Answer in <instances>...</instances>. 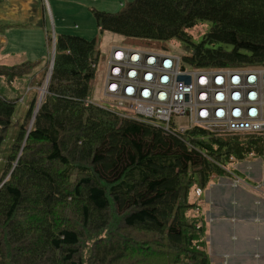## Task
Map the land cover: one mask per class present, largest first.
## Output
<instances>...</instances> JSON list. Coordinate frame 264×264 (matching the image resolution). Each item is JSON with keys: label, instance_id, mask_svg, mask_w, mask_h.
Returning a JSON list of instances; mask_svg holds the SVG:
<instances>
[{"label": "trees", "instance_id": "16d2710c", "mask_svg": "<svg viewBox=\"0 0 264 264\" xmlns=\"http://www.w3.org/2000/svg\"><path fill=\"white\" fill-rule=\"evenodd\" d=\"M91 12L99 31L134 47L180 40L189 68L264 66V0H129ZM203 20L194 43L186 28ZM45 34L46 82L48 57L0 62V264H209L195 189L236 172L230 157L260 154L264 132L164 129L99 107L94 39Z\"/></svg>", "mask_w": 264, "mask_h": 264}, {"label": "built area", "instance_id": "2783aa9c", "mask_svg": "<svg viewBox=\"0 0 264 264\" xmlns=\"http://www.w3.org/2000/svg\"><path fill=\"white\" fill-rule=\"evenodd\" d=\"M181 62L180 55L164 50L112 44L101 72V94L122 109L118 115L159 120L164 129L196 124L212 131L264 132V66L187 68ZM180 117L185 125L175 121ZM223 175L234 186L264 195L262 181L232 171ZM190 210L196 214L197 207Z\"/></svg>", "mask_w": 264, "mask_h": 264}, {"label": "crops", "instance_id": "0c3cea01", "mask_svg": "<svg viewBox=\"0 0 264 264\" xmlns=\"http://www.w3.org/2000/svg\"><path fill=\"white\" fill-rule=\"evenodd\" d=\"M38 12H41L43 19L41 18V23L33 26L34 29H29L22 24L5 23V27L13 25L14 27L9 28H13L19 37L25 39L30 54L28 56L26 50L21 49L22 45L18 50L10 52L8 45L4 44V38L0 37L1 63L12 65V62H6L10 59V56L17 57V62L13 64L35 60H40L43 63L49 57L44 45L47 30L43 31V29L47 23L42 5H39ZM35 35H37L38 40H41V44L38 43L40 47L37 48L30 41L31 38H35ZM239 162L243 164L235 168L236 172L242 177L252 182L264 181L261 179V177H264L263 156L259 159L246 156L239 159ZM251 164L254 169L249 170L248 166H251ZM219 178L221 182L218 181ZM224 184L236 188L238 194L242 197L240 196V199H238V196L237 198L231 197L228 191L230 187ZM213 191L218 192L215 197L212 195ZM227 192H229L228 195ZM202 193L204 194L203 200L199 198ZM230 197L236 200L235 203L232 202ZM198 198L202 200L205 209L202 248L208 256L209 264H264V195L256 190L234 186L230 183L227 175H222L201 188ZM255 199L258 200L257 203H254ZM209 221L211 223H208ZM240 227L241 231L239 232Z\"/></svg>", "mask_w": 264, "mask_h": 264}, {"label": "rangeland", "instance_id": "374dc122", "mask_svg": "<svg viewBox=\"0 0 264 264\" xmlns=\"http://www.w3.org/2000/svg\"><path fill=\"white\" fill-rule=\"evenodd\" d=\"M128 1L129 0H2V3L0 4V24H22L23 26H27L29 29H34L33 26L41 23L43 19L41 16V12H38L39 5H42L47 23L43 31L47 30L48 36L50 38H52L54 34L58 35L59 33H67L83 37L87 40L94 39L92 52L93 57H96L97 59V63L94 78L90 82L92 85L90 101L96 105H100L101 107H106L111 111L118 112L122 111V109L117 107L112 101L105 99L101 94V72L104 67V61L110 45L127 44V46L131 45V47L135 48L134 46H136V43L130 40H124V38H122L118 34H114L108 31H99L95 25L91 10L94 9L114 13L117 12L121 8V6H123V4ZM9 27L14 26H3L0 30V37L4 38V44L8 45V50H10V52L16 51L22 45L21 49L26 50L25 52L29 56L30 52L29 48L26 47L27 42H25V39L19 37L16 34V31H14L13 28ZM208 27L209 22L204 20L197 21L191 27L186 28V32L190 35L191 41L195 43L200 41L202 35L208 30ZM37 35H35L34 39L31 38L30 40L35 48L40 47L39 44H41V40H38ZM44 45L46 47L47 53L50 56L51 45L50 47H48L45 42ZM164 45L166 47L164 51H167L170 54L180 55L184 50L182 42L177 39H170L169 41L164 42ZM6 62H12L13 64L17 62V57L10 56V59L6 60ZM181 65L189 68L183 62H181ZM39 76L40 74L36 75V77ZM37 91L41 92L39 91V89H37ZM26 98L27 94H24V99ZM174 119L179 125L186 124L183 117ZM156 122L160 123L159 120H156ZM249 156L257 157V159L262 156L264 157V155L260 156V154L253 153H250ZM231 161H233L230 164L231 168H238L243 164L242 162H239V159L233 160V158H231ZM252 164L251 166H248L249 170H251V168L254 169V166H252ZM215 179L213 181H215ZM261 179L264 180V177H261ZM218 181L221 182L220 178ZM227 187H230L228 191L230 192L231 197L237 198L238 196V199H240L239 197L241 195L238 194L236 188H233L229 185ZM229 192H227V195L229 194ZM216 193L218 192L213 191L212 195L215 197ZM199 198L203 200L204 194L202 193ZM231 199L232 202L235 203L236 200L233 198ZM257 201L258 200L255 199L254 203H257ZM208 223L211 222L209 221ZM240 231L241 227L239 229V232Z\"/></svg>", "mask_w": 264, "mask_h": 264}, {"label": "water", "instance_id": "95a60500", "mask_svg": "<svg viewBox=\"0 0 264 264\" xmlns=\"http://www.w3.org/2000/svg\"><path fill=\"white\" fill-rule=\"evenodd\" d=\"M53 37V36H52ZM53 40V38H52ZM54 42L52 43L51 42V51H50V56L48 58V67H47V72H46V76H45V82L46 80L48 79L49 77V74H50V69H51V66H52V60H53V54H54ZM44 87V86H43ZM43 87L42 89L40 90L41 92L43 91Z\"/></svg>", "mask_w": 264, "mask_h": 264}]
</instances>
